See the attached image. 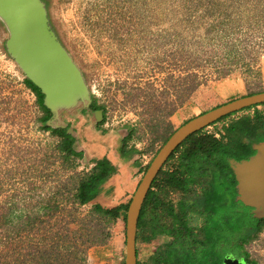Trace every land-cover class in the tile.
Segmentation results:
<instances>
[{
  "label": "rangeland",
  "instance_id": "374dc122",
  "mask_svg": "<svg viewBox=\"0 0 264 264\" xmlns=\"http://www.w3.org/2000/svg\"><path fill=\"white\" fill-rule=\"evenodd\" d=\"M40 1L57 39L79 69L85 89L73 106L60 107L47 123L68 126L82 156L61 161L56 148L60 137L42 128L35 97L21 82L25 74L8 52L9 30L0 18V208L21 206L34 193L53 191L67 176L88 170L91 159L107 155L116 172L104 182L108 186L98 203L107 207L128 203L163 145L152 140V119L165 118L176 129L222 103L264 90V0ZM188 74H197L201 84L168 116L176 88L186 92ZM93 101L104 105L102 124V111L88 108ZM222 124L207 129L213 131ZM163 127L156 134L164 133ZM130 128L135 133L123 156V138ZM207 180L209 186H223L217 173L209 172ZM236 188L237 198L246 200L238 181ZM180 195L171 196L176 201ZM186 200L192 204L203 198L188 192ZM222 200L229 204L231 194L226 192ZM95 202L80 206V214ZM190 216L192 224H200L198 213L190 211ZM110 231L106 244L86 249V264L125 260L123 217ZM72 238L81 241L78 236ZM171 240L166 234L139 240L137 260L153 264L155 248ZM245 248L256 264H264V228ZM226 260L244 264L238 257Z\"/></svg>",
  "mask_w": 264,
  "mask_h": 264
},
{
  "label": "trees",
  "instance_id": "16d2710c",
  "mask_svg": "<svg viewBox=\"0 0 264 264\" xmlns=\"http://www.w3.org/2000/svg\"><path fill=\"white\" fill-rule=\"evenodd\" d=\"M196 77L197 74L184 77L187 82L184 94L176 88L175 104L166 113L168 116L199 87L201 81ZM21 82L35 97L42 128L60 137L56 148L61 161L66 163L82 156L68 126L52 127L47 123L53 113L44 104L40 89L26 77ZM88 108L101 110L100 124L104 123L103 104L93 101ZM153 120L155 123L149 127L152 140L164 143L175 129L165 118ZM219 122H223L220 128L213 131L203 128L187 136L152 181L140 210L136 243L158 235L172 236L171 241L155 248L153 264H226L228 257L256 264L245 245L264 228V208L249 206L237 198L232 161L249 159L256 153V145L264 143V102L228 114L210 126ZM160 125H164V133L156 134ZM134 133L135 129L130 128L123 138V156L128 153L125 147ZM90 162L88 170L67 176L53 191L44 195L33 192L21 206L15 203L0 208V264H86V249L106 244L116 220L121 217L126 220L130 201L112 207L95 202L80 214L79 207L94 200L102 184L116 172V166L106 157ZM209 172L222 178V187L209 186ZM188 192L200 195L203 200L188 204ZM226 192L231 194L229 204L222 200ZM172 193L181 195L175 201ZM15 209L19 212L7 218ZM190 211L198 213L199 225L192 224ZM77 236L80 242L72 238L78 239ZM137 264L141 263L137 260Z\"/></svg>",
  "mask_w": 264,
  "mask_h": 264
},
{
  "label": "water",
  "instance_id": "95a60500",
  "mask_svg": "<svg viewBox=\"0 0 264 264\" xmlns=\"http://www.w3.org/2000/svg\"><path fill=\"white\" fill-rule=\"evenodd\" d=\"M0 18L9 30L6 43L9 54L25 77L40 89L44 95L43 102L53 116L60 107L74 105L77 97L83 94L84 85L79 69L52 30L43 3L40 0H0ZM263 102L264 90L244 95L190 118L173 131L150 161L129 202L125 220L124 264H137L136 232L140 210L152 181L175 148L193 132L209 127L228 114ZM254 155L247 160L232 161L237 181L244 191L249 179L241 175L255 158ZM241 200L249 206L258 207L251 204L247 193L246 200ZM226 264H229L227 260Z\"/></svg>",
  "mask_w": 264,
  "mask_h": 264
},
{
  "label": "crops",
  "instance_id": "0c3cea01",
  "mask_svg": "<svg viewBox=\"0 0 264 264\" xmlns=\"http://www.w3.org/2000/svg\"><path fill=\"white\" fill-rule=\"evenodd\" d=\"M256 148L257 150L254 155L255 158L249 164L248 168L243 171L244 173L241 177H244L247 180L249 179L247 184L244 185V189L247 193V198L252 201L251 204L264 206V143L257 144ZM106 157L113 163L108 155ZM113 177L114 175H112V178ZM107 186L108 182L103 184V188L101 187L98 196L95 198L97 199V202L99 201L98 198H103L105 196Z\"/></svg>",
  "mask_w": 264,
  "mask_h": 264
},
{
  "label": "flooded vegetation",
  "instance_id": "af4514ba",
  "mask_svg": "<svg viewBox=\"0 0 264 264\" xmlns=\"http://www.w3.org/2000/svg\"><path fill=\"white\" fill-rule=\"evenodd\" d=\"M240 259V258H239ZM242 261V260H241Z\"/></svg>",
  "mask_w": 264,
  "mask_h": 264
},
{
  "label": "built area",
  "instance_id": "2783aa9c",
  "mask_svg": "<svg viewBox=\"0 0 264 264\" xmlns=\"http://www.w3.org/2000/svg\"><path fill=\"white\" fill-rule=\"evenodd\" d=\"M210 127V126H209Z\"/></svg>",
  "mask_w": 264,
  "mask_h": 264
}]
</instances>
